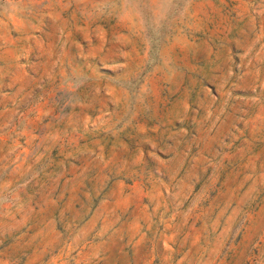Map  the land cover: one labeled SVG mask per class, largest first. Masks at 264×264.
Returning a JSON list of instances; mask_svg holds the SVG:
<instances>
[{
    "label": "rangeland",
    "instance_id": "374dc122",
    "mask_svg": "<svg viewBox=\"0 0 264 264\" xmlns=\"http://www.w3.org/2000/svg\"><path fill=\"white\" fill-rule=\"evenodd\" d=\"M0 264H264V0H0Z\"/></svg>",
    "mask_w": 264,
    "mask_h": 264
}]
</instances>
